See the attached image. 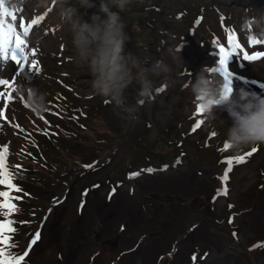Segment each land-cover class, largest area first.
Segmentation results:
<instances>
[{"label":"rangeland","instance_id":"obj_1","mask_svg":"<svg viewBox=\"0 0 264 264\" xmlns=\"http://www.w3.org/2000/svg\"><path fill=\"white\" fill-rule=\"evenodd\" d=\"M6 1L7 0H3V3ZM48 1L49 0H30V3L33 4L32 7L34 6V14L37 15L42 12L44 4ZM62 6L61 0H53L52 7L47 14L46 20L48 22L52 19L55 21L59 20ZM192 6L193 9L196 8V5L193 3ZM180 7L181 6L177 8ZM174 9L175 8L164 9L160 12V15L152 14V19L163 23V15H172ZM112 10L116 11L115 6H113ZM87 13L88 9H85L84 13L79 18L82 21H87ZM99 14L102 15L103 13ZM170 20L172 21V19ZM163 24L166 25L165 23ZM167 25H170V23ZM68 28L69 32L64 31L54 35L52 38H44L43 47L46 55L43 62L48 74L46 77L40 78L39 73L37 75L34 69L30 70L27 65L22 71V74L14 78L12 87L8 88L4 85H0V92L12 96L10 102L0 100V109H5L4 116L0 117V148H7V146H10L13 142V134L8 135V128H12V124H14V110L20 111V99L13 91L15 82L29 83V81L25 79L26 76H29L31 77V85H38L41 90L45 91L47 94L54 93L55 91H59L62 95L65 94L61 86L64 83L63 78L65 76V71L66 73H70L73 70L66 65V61L63 60V57L57 56V53L59 52V42L61 40L63 41L71 34L70 24L67 29ZM141 30L143 31L145 28H141ZM157 33L158 30L153 29L150 31L149 36H139L138 40L140 43L144 44V48L149 47V41L153 40L157 36ZM128 36L130 39H135V36L132 34H128ZM68 50L69 47L67 46L63 56L67 54ZM204 51V47L199 51V53L202 54V62L205 61ZM140 52V54L146 55L150 60H153L156 56L152 51L147 52L145 49L140 50ZM163 52L164 54H162V56L164 57L165 63L169 66L173 65L170 73H168L165 78L178 84V81L173 77L176 74L174 64L178 57L172 58L171 54L166 49H163ZM33 53L27 55L28 63L32 61ZM133 56L135 57L134 53ZM58 60L62 62L58 63ZM139 61L141 62V60ZM14 68H16V62L12 59L8 60L0 69V79L8 80L10 83L12 74H14ZM80 74L88 75L89 72L84 68L80 69ZM55 77H57V83ZM65 80L68 81V77H65ZM186 89L177 86L176 88H172L170 92L167 91L166 96L161 97L165 99L162 106L160 107V105L155 104L152 113L155 114L157 109H161L162 112L168 111L174 104L175 114L179 118L184 117L186 120L187 116H189L191 122L190 135L186 138H182L183 142L199 147V153L203 156H211L212 151L208 152L207 149H202L201 146L209 139L213 141L217 140L220 135L224 137L228 124L232 123L231 118L227 111L224 110V105L214 109L215 118H212L204 112L197 111L200 106L199 102L197 100L193 101L191 104V89L190 87H186ZM74 97L75 100L78 101V104L79 101L83 100L82 98ZM65 98L70 106L75 107L73 100L70 99L71 97L65 96ZM21 102L22 108L25 103L24 99H22ZM165 103H169V106ZM133 107L140 115L141 121L144 122V112L147 111L148 107L146 105ZM190 110L194 112L193 115ZM109 111L110 113H115L111 107L103 108L99 112L101 116L109 117ZM203 116L206 117V119H201ZM15 117H17L19 123L20 113L18 114L17 112ZM168 117H170L169 114L167 115V118ZM209 121L211 122L210 124H208ZM197 122H200V126L193 131V127ZM176 123V121H171L170 124L166 122L167 128H169L168 134L158 129L152 136V128L145 129L143 125L133 128V123L129 122L127 127L128 135L126 138H121L120 136H123L122 132L126 128H121L118 124V118L116 117L114 128L116 131L122 132L119 133L120 136H110V138H108V148L106 152H109L110 148L115 146L117 149L115 158L120 159L125 156L128 165L142 159L141 155L151 152L156 158H160L159 151H162L161 146L163 144L161 141H165L166 143L170 139L169 134H171V130H174V127L178 125ZM106 124H108L107 121ZM188 124L189 121L187 120V129ZM213 124L218 127L220 133L216 139L214 137ZM159 125L161 124L159 123ZM84 136L85 133L80 134L82 140H84ZM43 142L45 153L52 157L61 160V157L65 158V155H67L62 154L60 150L53 147V143H56L67 146L69 152L72 154L71 157L77 156L83 161L85 146H82V141H79L78 138L74 140L58 139L57 142L43 139ZM86 143L89 144L90 142L88 143L86 141ZM37 147L39 150L42 149L40 145ZM251 150V145L239 152L231 149L229 157L234 158L242 156ZM190 151L192 157H195L197 151L193 148H191ZM263 151L264 148L261 147L259 151L253 152L249 159L247 156L242 163L237 164L234 162V164H232V170L228 173V179L223 180V187L226 189V194L222 192V179L220 177L211 176V170H207L203 175H200L199 172L196 171V169L201 168L200 166H195L190 171L186 165V163H188L187 158H185L182 165L176 168L171 167L172 173L162 178L151 179L148 182L141 181L139 183L141 187L138 190L136 189V199H134V202L132 198L120 200L115 195L112 199H109L105 192L107 183L105 182L106 179L103 177L102 172H89L86 175L78 173L73 201L70 202L69 206L65 207L64 212L60 213L62 207H60L57 212L52 211L48 216L47 223L54 224L62 220L63 224L67 219L70 220V218H72L81 227L94 230L98 239L94 236L87 237L85 247L80 255L76 258H71L66 255L60 264H84L89 254L98 249L101 250L105 258L113 257L117 251H123L122 257L127 264H132L135 261L139 262L141 257H143L142 264H152L154 257L157 255V250L168 251L172 244H176L178 247V251H176L175 255L180 254V258H182V254L188 257L189 252H193L192 250L195 248L197 250L206 249V251L210 253L206 256L202 264H222L226 262L228 255L224 256L218 253V251L221 252L223 248L221 242L220 246L216 244L217 241L221 240L220 237H223L228 245V247L226 245L225 247L234 252V255L231 253L232 257L239 258L237 263L264 264V247L260 246L264 245V222L257 223V216L254 214L256 211V202L259 196L264 193V172L263 174L260 172L262 167L264 169ZM177 154L178 152H176L174 156ZM174 156L169 161H171ZM200 159L201 157L199 160ZM169 161H164L160 158L161 163ZM199 163L202 164L201 162ZM175 169H177L179 173ZM206 173L210 174L208 179L205 178ZM95 181H101V186L96 189L86 186L93 184ZM27 183L34 195L40 199L48 200L49 196H40L35 193V189L39 187H36L30 180L27 181ZM83 186L86 187L82 189L83 199L80 205V211L76 213V201L77 198H79V191ZM141 191H146V193L142 195ZM144 195L145 197H143ZM222 197L225 199H221ZM173 199H176L174 204L172 203ZM140 200L142 202L136 203V201ZM221 202H224L223 205H221ZM229 202L234 203L232 211L238 213L237 216L234 215L236 220L233 221L230 226L226 222V217L229 212L226 209V203L230 204ZM68 212L69 215H67ZM202 219H205L206 222H203ZM195 222L198 223L197 227L194 226ZM191 228L195 229L190 231L189 229ZM56 233L59 234V229L56 230ZM136 233L142 235L140 242H136ZM102 236L107 238V243L101 242ZM259 239L261 240L258 241ZM136 244H138L137 247L133 248ZM116 247H119V249L115 250ZM210 255H212L211 258ZM50 258H52V255ZM196 261H198V259H196ZM55 263L56 262H54V264ZM99 264H105L104 260L100 261Z\"/></svg>","mask_w":264,"mask_h":264},{"label":"clouds","instance_id":"obj_2","mask_svg":"<svg viewBox=\"0 0 264 264\" xmlns=\"http://www.w3.org/2000/svg\"><path fill=\"white\" fill-rule=\"evenodd\" d=\"M79 3L85 8L96 7L93 0H79ZM131 3L132 0H99L98 13L91 15L90 23L82 21L74 7L66 6V0H62L60 9L61 20L70 24L74 60L90 73L89 84L93 94L108 98L129 113L135 109L126 104L124 93L132 82L136 81L140 85V97L153 98L149 73L166 76L171 71L162 59L153 61L150 67H142L138 58L125 51L130 37L125 31L120 12ZM113 6L119 11H113ZM99 13H103V17ZM257 23L260 21L254 17L246 18L241 27L246 30ZM25 79L29 83L15 82L14 93L17 97H23L34 113L46 112L47 93L38 85H31V77L26 76ZM185 87H190L203 112L212 118H215L214 109L220 101H225L224 110L232 121L225 133L228 148L239 152L252 144L264 143V99L253 102L249 97H255L256 94L241 88L237 99L233 100L231 92H226L218 85L206 66L201 67ZM138 103H143V100Z\"/></svg>","mask_w":264,"mask_h":264},{"label":"snow or ice","instance_id":"obj_3","mask_svg":"<svg viewBox=\"0 0 264 264\" xmlns=\"http://www.w3.org/2000/svg\"><path fill=\"white\" fill-rule=\"evenodd\" d=\"M5 17H10L13 23H6ZM40 19H43L41 17ZM17 16L13 13V11L8 10L3 3V0H0V56L4 58H11L15 61L21 69L25 67V63L22 61L27 62V57L25 56L24 52L27 48V44L25 40L21 38V33L17 32V26L23 30V35L27 36L29 29L39 23L38 20L33 19L30 23L26 26L24 20L21 18L19 24L16 25ZM261 41L257 39H250L249 44L255 45L260 43ZM217 47L219 49L217 55L219 57L217 61V66L215 68H210L209 71L213 72H220L224 76V84L223 88L226 92H231L230 87V75L231 73L228 70V60L231 56H233L237 50L243 53V58L246 60H256L260 56H264V52H256L249 55L247 52H244L243 48H241L240 44L236 41V36L234 32H230L227 40V45L224 46L217 42ZM227 48V50H226ZM17 53L19 55H17ZM34 55V53H33ZM28 68L30 70L34 69L38 71V65L36 64L35 60L30 61L28 63ZM0 85H4L6 87H12L8 80L0 79ZM157 91H163V89L158 88ZM0 100H4L10 102L12 100L11 95H6L5 93L0 92ZM5 109H0V117L4 116ZM197 111L203 112L202 108L199 106ZM200 126V122H197L194 127L193 131L196 130ZM224 148L227 149L228 145L225 144ZM256 149L253 148L250 152L238 156V157H228L225 159V163L228 167L224 170V175L221 177L222 180L228 179V173L232 170V164L235 162L237 164L242 163L247 156H251ZM6 152L7 148L3 147L0 148V185L6 186V190L0 191V264H26V257L28 256V250L22 255H15L9 251L11 247L14 245L9 243L11 234L16 232V229L12 226L13 221L8 217L11 213L17 211L15 204L12 203L14 199H19V197H13L11 195L12 191H20V189L12 183V174L8 171L6 165ZM146 171H153V169L149 168ZM132 176L139 175V173H132ZM226 194V189L224 190ZM39 239V230H37L34 238L30 241L29 248L32 244L36 243V240ZM264 247V245H260Z\"/></svg>","mask_w":264,"mask_h":264},{"label":"bare ground","instance_id":"obj_4","mask_svg":"<svg viewBox=\"0 0 264 264\" xmlns=\"http://www.w3.org/2000/svg\"><path fill=\"white\" fill-rule=\"evenodd\" d=\"M261 62L255 63L253 64V67H251L249 70L251 72L254 73H259V71L261 70ZM167 106H169V103H165ZM169 114V113H168ZM167 114V115H168ZM167 117V116H166ZM156 123V122H155ZM256 211H255V215H257V223H263L264 222V193H262L259 198L258 201L256 202ZM223 245V248L221 249V253L225 256L228 255V257L226 258V262L222 263V264H239L237 263V261L235 259H233L231 252L229 250H227V248L225 247V244L222 243V241H217L216 244L218 246H220L221 244Z\"/></svg>","mask_w":264,"mask_h":264}]
</instances>
